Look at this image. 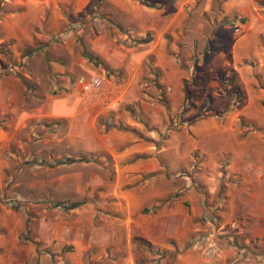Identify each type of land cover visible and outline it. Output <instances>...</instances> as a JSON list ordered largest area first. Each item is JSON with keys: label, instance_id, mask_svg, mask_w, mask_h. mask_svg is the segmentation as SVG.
<instances>
[{"label": "rangeland", "instance_id": "obj_1", "mask_svg": "<svg viewBox=\"0 0 264 264\" xmlns=\"http://www.w3.org/2000/svg\"><path fill=\"white\" fill-rule=\"evenodd\" d=\"M122 1L141 7L154 5V23L146 25L144 12L139 13V20H131L135 12L117 8L114 0H91L78 14L63 8L51 9L47 15L36 5L18 9V4L0 0V202L31 211L47 208L66 213L71 209L55 207L53 202L68 201L81 203L79 208L98 216H123L124 239L121 237L117 251L111 250L122 254L123 264H134L132 259L135 264H178L179 246L169 250L165 243H179L182 231V240L187 238L184 251L194 263H202L199 257H213L218 239L239 244L232 224L223 228L225 232L215 233L222 226L218 211L224 185L239 181V175L231 172L226 176L232 155L218 153L228 147L219 142L222 135L210 129L200 136L192 127L208 117L219 123L233 122L246 98L251 113L264 115V95L251 99L246 93L248 85L253 93L264 89V0ZM229 3L228 12L224 7ZM239 5L243 8L240 12ZM112 13L123 22L122 29L87 24ZM44 15L47 25L39 23ZM252 15L258 17L254 27L259 29V39L251 47L232 51L239 34L238 17L249 21ZM168 16L171 23H167ZM102 32L125 53L127 48L136 51L133 69H112L104 64L92 48L93 40L102 39ZM141 39L147 41L140 43ZM152 43L165 48V57L174 58V63L162 64L151 51ZM98 44L105 45V41ZM87 55L95 69L107 71V87L105 83L97 91L84 93L78 84L81 73L57 75L49 71L52 59L71 62ZM243 55L246 57L232 66L235 57ZM29 58L33 59L30 65L45 67L48 74L29 79L23 73ZM130 60L128 55L124 63ZM214 63L219 67L211 65ZM174 69L185 73L179 92L170 89L176 82ZM240 121L242 126L248 123V131H257L262 139L253 134L243 142V136L239 140L242 146L233 144L228 150L237 148L264 162V120L240 116ZM207 132L210 136L204 137ZM202 144L210 155L203 152ZM64 157L84 160L52 164ZM209 157L215 158L222 175L216 193L200 178ZM137 165L148 170L139 175L132 170ZM215 170H208L209 177ZM147 196L149 200L142 199ZM203 196L205 201L200 202ZM142 215L153 218L142 223ZM147 225L155 242L141 244L134 239L131 247V232L147 229ZM111 251H106V256L98 248L95 259H111ZM75 252L76 259L81 256L94 261V253Z\"/></svg>", "mask_w": 264, "mask_h": 264}, {"label": "crops", "instance_id": "obj_2", "mask_svg": "<svg viewBox=\"0 0 264 264\" xmlns=\"http://www.w3.org/2000/svg\"><path fill=\"white\" fill-rule=\"evenodd\" d=\"M6 2L13 3L15 6L18 4V9H21L22 6L25 5H36L40 7V9L42 8L44 13L47 15L48 11L51 9L61 10L63 8H66L67 11L71 8L72 12L74 11L75 14H78L85 9L91 0H5V3ZM114 3L117 8L127 12L128 14V11H134L135 17H130L131 20H139V13L144 12L148 18L146 25L154 23L152 21L155 20L157 14V9L154 5L149 7L142 6L144 8L142 9L139 4L133 1H129L128 3L122 0H114ZM233 5L235 6V3ZM231 6L232 4H227V7L225 6L224 10L229 12V8ZM248 9L251 10L250 5L248 6ZM241 10H243V8L239 5L238 11L240 12ZM61 16L63 18L64 14L62 13ZM252 17L253 15L251 18ZM238 18L239 22L242 24H239V22L236 24V27L239 28V34H237L233 40L232 51H237L244 46H253V42L258 40L260 35L258 32L259 29L254 27V24L258 21V17H253L249 21L247 19H243V21H241V17ZM167 19V23H171L172 17L168 16ZM88 20L89 19H87V21ZM47 21V17L44 15L39 23L41 25H47ZM93 22L98 24L100 28H104V24H110L118 28L120 27L121 29L124 26L123 22L120 21L116 13H112V15H108L105 18L95 17L92 22L89 21L87 24L91 26L93 25ZM112 22L115 24H112ZM78 24L79 22L76 25ZM172 24H175V21H173ZM108 32H110V30H108ZM39 36L44 39L47 38L45 34H41ZM100 38L102 39L93 40L94 45L92 48L100 55L105 65L111 67L112 69L124 66L126 68L133 69V55L136 54L134 49L127 48L125 53L119 48V45L115 44V41L110 36H106L103 32L102 35H100ZM32 41L35 42V40ZM103 41H105V45L98 44ZM152 47L151 51L157 55L162 64L166 65L170 62L174 63V58L169 59L165 57V48L163 50L158 49L155 43ZM128 55L131 60L124 63ZM245 57L246 56L244 55L243 57L236 56L232 66H237L238 63ZM89 59L90 56L88 55L85 59L75 57L71 62L59 58L52 59L50 60L49 71L57 75L64 74L66 72L81 73V75L100 73L97 68L95 69V64L89 62ZM32 60V58H29L27 60L28 65L23 68V73L29 79H32L33 75H44V73L46 75L48 74L45 67L44 70L42 68H39V70L38 68L30 65ZM211 65H217V67H219L217 63ZM107 70L110 71L109 69ZM103 72L107 73L105 70H103ZM246 72L247 71H245V73ZM184 74V71L181 69H174L172 75L176 77V82L175 85L172 84L173 87L169 84L172 92L181 91L182 84L180 81ZM104 86L105 84L100 88H103ZM107 86L108 83H106L105 87ZM248 86L246 88V93L251 99H253L254 96L258 97L259 94L264 95V89H260L261 93H253L255 90L250 89ZM100 88L92 89L90 92L97 91ZM5 93L7 96H10L8 91ZM246 100L247 98L244 100L243 106L241 105V111H238L237 113L235 112L236 115H233L236 118L233 122L219 123L212 117L204 118L203 120L197 121V123L193 125L192 128L194 132L202 136V133H204L203 131L206 130L208 131L211 129L213 131H218V133H220L223 137L221 141L219 140V142H226L228 147L233 144L236 145L235 147L242 146L246 137L253 134L262 139L261 136L258 135L257 131H248V123H244L243 126L241 124L240 116L245 118L247 117L250 121L264 120V115L262 116L261 114L250 112L248 108L249 103H245ZM236 102L237 101L234 100L232 104L234 110L238 109V107H235ZM216 106H218V103H216ZM234 110L232 109L231 111ZM24 116H21V118H24ZM243 131L244 134L241 136ZM207 133L208 134L204 137L210 136L211 132ZM243 136V142H240V139ZM228 147L225 151L218 153H230L232 155V160L227 168L228 173L226 176H230V173L233 172L239 175V181H229L224 185L226 191L223 193V196H221L222 199L219 198L221 203L218 211V216L222 226L219 230L215 231V233L225 232L222 231L223 228L228 224H232V231H237L238 233L237 240L239 241V244L237 245L236 242L234 244L229 242L227 243L225 240L218 239L217 242H214L215 252L212 254L213 257L211 255H207L205 258L201 255L199 260L202 263H199L198 260L194 263L191 258L188 257V252L186 250L184 251L187 238L182 240V231H180L179 243H174L172 241H167L165 243L166 248L169 250L176 249L179 246L180 258L178 259V264H264V180L261 179V177L264 176V162L261 161V158L257 159V155L255 156L251 153L242 152L237 148L228 150ZM201 148L204 153L209 154V152L207 153L208 149L205 148L204 144L201 145ZM249 157L250 159H247ZM215 164H217L215 158L209 157V160H206V162L203 163V170L200 174L201 176L199 175L202 183L210 186L211 191L214 193L217 191L216 188L217 185H219V179L222 176L220 169L217 168ZM207 169H216L212 174V177H209ZM132 170L137 171V173L141 175V171L148 169L141 165H137L134 166ZM142 199L149 200V196ZM142 199L139 198L138 200ZM197 200H200L199 197H197ZM201 201H205L204 196L200 202ZM200 212L201 213L199 214L201 215L203 207L200 208ZM98 217L102 219L101 222ZM151 218L153 217L149 215H147V217L142 215L141 221L142 223H144V220L151 222ZM123 221V216L111 214L98 216L97 213L81 209L79 206L72 208L65 213L56 209L51 210L47 208L38 209L37 211H31L25 209L24 207L12 208L4 202H0V264H123L122 254L118 256L117 253L111 251H117V248H119L122 244V239H124V233H122L121 227L124 225ZM101 224H104V228L102 229L99 228ZM118 227L121 228V231H119ZM139 229L140 232L138 231ZM139 229L131 232L129 237V245L131 247L133 246L132 241L134 239L135 241H139L141 244L155 242V234L152 232V228H149V225H147V229L144 227ZM134 232H137L139 235L136 236ZM98 248H101L103 253L105 251L106 256V251H111L109 252L111 254V259L106 257L107 260L105 259L101 262H99V259L96 260L95 250ZM63 251L66 252L63 253ZM75 251H78L79 255L88 252H90L89 255L94 253L93 257H91L94 261L90 263L87 259L83 260L81 256L80 259H76ZM102 256L103 254L100 255V257ZM132 260L135 264L136 261L134 259Z\"/></svg>", "mask_w": 264, "mask_h": 264}, {"label": "built area", "instance_id": "obj_3", "mask_svg": "<svg viewBox=\"0 0 264 264\" xmlns=\"http://www.w3.org/2000/svg\"><path fill=\"white\" fill-rule=\"evenodd\" d=\"M107 80V73H94L90 75L84 74L78 77V84L84 93H88L92 89L102 87Z\"/></svg>", "mask_w": 264, "mask_h": 264}, {"label": "trees", "instance_id": "obj_4", "mask_svg": "<svg viewBox=\"0 0 264 264\" xmlns=\"http://www.w3.org/2000/svg\"><path fill=\"white\" fill-rule=\"evenodd\" d=\"M112 24H115L114 22H112ZM120 28V27H119ZM121 29V28H120ZM147 39H141L139 42L142 43V42H146ZM149 41V40H148ZM162 88V87H161ZM162 92H164V90L162 89ZM186 94L187 96L189 95V91L186 90ZM187 101H188V98H187ZM79 160H84V158H76V157H64L58 161H56L55 163H52V164H58V163H71V162H75V161H79ZM54 206L55 207H59V208H65V209H72V208H75V207H78L81 203H69L68 201H54L53 202ZM12 208H17V207H14V206H11ZM148 210H146L147 212ZM228 234V232H227ZM225 238H230V235H226ZM230 240V239H229ZM235 242L233 241V244Z\"/></svg>", "mask_w": 264, "mask_h": 264}]
</instances>
